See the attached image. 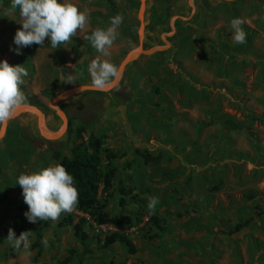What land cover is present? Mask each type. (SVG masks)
<instances>
[{"label": "rangeland", "instance_id": "rangeland-1", "mask_svg": "<svg viewBox=\"0 0 264 264\" xmlns=\"http://www.w3.org/2000/svg\"><path fill=\"white\" fill-rule=\"evenodd\" d=\"M59 2L77 6L90 22L70 44L53 49L46 39L16 55L22 18L12 0H0V61L27 70L21 90L51 133L62 127L52 100L89 85L93 59L120 66L140 45L139 0ZM118 14L124 19L111 55L100 56L85 37ZM234 18L247 33L243 45L232 39ZM143 23L141 46L155 51L126 67L119 90L60 103L68 120L60 139H43L33 112L8 122L0 138V264H264V0H147ZM78 127L85 138L104 136V148L117 155L105 204L112 216L135 217L126 232L135 254L118 243L104 247L103 234L113 229L89 223L81 243L73 225H62L78 220L74 211L35 224L24 215L18 176L55 166L53 154H69ZM136 149L160 155L159 162L145 165ZM123 187L131 195L121 205ZM150 197L158 198L154 212L144 206ZM151 213L162 231L148 223ZM9 228L17 238L19 229L31 231L27 249L9 243Z\"/></svg>", "mask_w": 264, "mask_h": 264}, {"label": "clouds", "instance_id": "clouds-1", "mask_svg": "<svg viewBox=\"0 0 264 264\" xmlns=\"http://www.w3.org/2000/svg\"><path fill=\"white\" fill-rule=\"evenodd\" d=\"M13 10L19 9L22 18L21 28L16 31L13 43L17 46L13 51L22 54L20 49L39 45L43 47L47 39L53 49L60 45L72 43V37L78 30L84 29L90 17L81 12L72 3H61L59 0H12ZM124 17L116 15L110 18V26L96 29L85 39L100 56L109 57V49L119 36ZM233 30L232 39L235 44L246 43L247 33L243 30V21L234 18L230 21ZM91 80L88 87L96 91L107 92L119 90L122 78L121 68L109 59H93L88 66ZM27 70L22 65L11 66L7 61H0V126H7L18 112L29 107L28 98L21 90ZM16 184L22 189L24 203L28 211L24 213L30 223L37 221H57L62 213H72L79 202V192L74 186L73 176L60 164L42 169L31 174L18 176ZM158 203L157 197H150L148 209L152 212ZM31 231H23L16 237L9 228L7 240L14 247L21 245L27 249L30 245ZM46 243V242H45Z\"/></svg>", "mask_w": 264, "mask_h": 264}, {"label": "trees", "instance_id": "trees-1", "mask_svg": "<svg viewBox=\"0 0 264 264\" xmlns=\"http://www.w3.org/2000/svg\"><path fill=\"white\" fill-rule=\"evenodd\" d=\"M133 5L137 8L138 2L134 1ZM85 132L84 127H78L76 129V141L69 149V154L62 155L56 152L52 157L57 164L64 166L73 176L74 186L79 192V202L74 212L81 214V216L75 223L69 217L62 225H73L74 236L83 244L87 239V235L83 231L84 224L89 223L90 226L111 228L113 230L103 234L104 247L118 243L129 254H135V247L126 234L135 225V217L128 214L112 216L107 211L105 204L111 197L110 190L118 172L114 165L117 155L104 148V136L89 133L85 138ZM134 153L145 165H154L160 160V155H154L146 150L136 149ZM119 192L122 195L120 203L124 205L126 203L124 197L131 195V191L123 187ZM141 202L143 203V201ZM144 206L148 208V205ZM249 221L250 219L238 221L234 231L245 227ZM148 223L162 231V221L155 213L149 215ZM23 231L19 229L17 234L19 235Z\"/></svg>", "mask_w": 264, "mask_h": 264}, {"label": "water", "instance_id": "water-1", "mask_svg": "<svg viewBox=\"0 0 264 264\" xmlns=\"http://www.w3.org/2000/svg\"><path fill=\"white\" fill-rule=\"evenodd\" d=\"M146 1L147 0H139L140 6H139V11H138V18L140 21V26H139L140 45L133 53L126 56L125 59L120 64L119 67L122 70V74H123V72L127 66L138 61L142 56L148 54V52L150 53L152 51L153 52L155 51V50L145 51L141 46L142 35H143V31H144L143 17H144V9H145V2ZM84 92H102V91H96V90H93L90 87H88V85H82V86H77V87L69 88L67 90L62 91L52 100L51 107H52L53 111L57 114V116L62 121V127H61L60 131H58L57 133H51V132H48V131H45L44 129H42V123L43 122H41V121L43 119H41V117H40V113L42 115V112L36 106L30 105L29 107H26L22 111L18 112L17 115H19L23 112H33L36 116V119H37V128H38L40 136L43 139L48 140V141L58 140L64 135V133L66 132V130L68 128V120H67L65 114L59 109V104L64 102L65 100H67L69 98H72V97L79 95V94H82ZM107 92H109V91H107ZM5 129H6V126H0V138L4 134Z\"/></svg>", "mask_w": 264, "mask_h": 264}, {"label": "bare ground", "instance_id": "bare-ground-1", "mask_svg": "<svg viewBox=\"0 0 264 264\" xmlns=\"http://www.w3.org/2000/svg\"><path fill=\"white\" fill-rule=\"evenodd\" d=\"M40 117H41V119H43V116L41 115V113H40ZM42 122V121H41ZM42 129H44L45 130V128H44V125L42 124ZM46 131V130H45ZM51 134V133H50Z\"/></svg>", "mask_w": 264, "mask_h": 264}, {"label": "built area", "instance_id": "built-area-1", "mask_svg": "<svg viewBox=\"0 0 264 264\" xmlns=\"http://www.w3.org/2000/svg\"><path fill=\"white\" fill-rule=\"evenodd\" d=\"M102 229H105V228H108V227H104V226H101ZM108 229H111V228H108Z\"/></svg>", "mask_w": 264, "mask_h": 264}]
</instances>
